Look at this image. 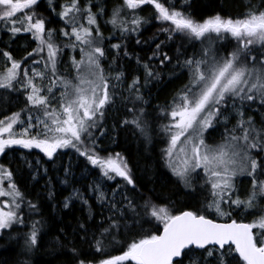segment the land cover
<instances>
[{
	"label": "snow or ice",
	"instance_id": "snow-or-ice-1",
	"mask_svg": "<svg viewBox=\"0 0 264 264\" xmlns=\"http://www.w3.org/2000/svg\"><path fill=\"white\" fill-rule=\"evenodd\" d=\"M48 2L51 6L52 0ZM39 3L40 0H0V21L11 25L9 31L13 35L22 30L30 32L37 41V47L21 60H15L8 51L2 52L6 62L4 71L0 72V89H14L20 84L27 92L26 102L31 108L27 124L19 132L14 130L17 124H24L19 112L0 119V154L19 146L39 149L52 160L57 150L73 148L99 168L106 179L120 177L124 181L112 190L111 199L99 192L97 199L109 215L101 220L98 235L86 222L79 223L83 233L80 239L87 248L73 246L69 249L73 264H264V209H260L259 215L250 211L259 207V201H264V179H260L264 177V0H260L259 5H247V11L240 17L217 13L202 22L177 10L172 0L167 3L122 0V4L113 9L109 22L117 27L119 21L121 34L137 32L148 23L137 13L143 11L144 6H152V19L165 25L159 31L167 34V40L179 37L189 42H209L198 54L185 56L182 62L176 57L173 74L178 77L179 73L186 72L188 83L161 109L169 121L162 126L167 136V147L162 150L166 166L189 190L188 194L196 192L197 188H206L210 194L194 210L175 213L167 206L152 203L151 199L137 203L133 194L139 189L128 160L121 153L101 156L98 151L99 137L107 134L103 126L105 109L115 103L116 90L124 78L123 72L114 75L106 72L102 64L106 58L105 38L97 17L103 13V8L93 12V7L97 6L91 0L84 4L81 0L62 4L57 15L65 27L60 29V34L68 40L60 45L54 39L55 29H46L45 18L35 11ZM125 9L133 12L130 28L119 20ZM81 20H86V24ZM18 24L22 27H17ZM228 37L236 41V47L220 56L212 42ZM136 43L141 41L138 39ZM163 44L165 41L156 44L149 61L158 59L161 66H166L172 57L161 51ZM65 47L79 49L80 59L71 58L75 72L71 78L60 74L57 67ZM111 47L117 50L113 57L115 62L120 58L121 44ZM45 51L46 55H41ZM123 55L129 54L124 51ZM34 56H41L43 70L22 67L30 57H33L32 65H39L41 60ZM140 63L137 58V64ZM143 68L144 83L135 76L126 89L133 103V108L128 109L133 113L132 119H124L120 125L134 126L150 141L145 110L142 106L137 108L136 102L147 103L140 89L154 80L159 81L161 74L150 63H144ZM45 76L48 77L46 84ZM55 88L60 89L58 97L53 91ZM33 110L36 115L31 114ZM232 120L235 123L229 127ZM216 124L224 126L221 143L209 145L205 133ZM116 127L113 126V131ZM32 129L39 130L32 133ZM240 176L251 178V189L245 199L240 198L235 185ZM12 177L13 173L0 165V197L11 198L10 205L5 202L7 211L0 208V233L23 223L19 213L24 198ZM4 180L8 181L7 189L3 187ZM94 190H99V185H95ZM71 199H65L64 208H69ZM83 203L88 202L83 200ZM28 207L38 210L30 201ZM239 209L255 218L251 222L233 219L232 213ZM92 218L90 209L88 219ZM152 220L162 225V229L154 226L153 231L144 230L143 225ZM39 223L34 222L25 237L27 253L37 247ZM137 226L139 231H135ZM133 232L130 241L121 240L125 233ZM109 249L119 254H112Z\"/></svg>",
	"mask_w": 264,
	"mask_h": 264
},
{
	"label": "trees",
	"instance_id": "trees-1",
	"mask_svg": "<svg viewBox=\"0 0 264 264\" xmlns=\"http://www.w3.org/2000/svg\"><path fill=\"white\" fill-rule=\"evenodd\" d=\"M67 2L69 0H52L50 6L48 0H40L38 7L35 9L38 15L45 18L46 29H55L54 39L60 45L66 43L68 38L60 34V29L65 25L57 13L61 11L60 6ZM87 2L88 0H81L82 4ZM172 2L182 5L177 6L178 4H176L177 10L185 12L198 22H202L217 13L224 17L237 18L247 11V5L260 4V0H190L186 2L187 4H184L183 0H172ZM91 3L97 6L93 7V12H98L100 8H103V13L98 15L97 22L105 38L103 46L106 50V58L102 61L105 71H111L113 75L116 72L124 73L123 83L116 90L115 103L105 109L104 128L107 129V134L106 138L104 136L99 137L97 141L98 151L101 156L110 153H121L128 160L139 189L137 193L133 194L137 203L142 204L144 200L151 199L152 203L167 206L174 213L179 210H194L203 204L207 195L203 190L188 194L189 190L178 182L177 177L166 166L162 152L165 143V133L162 131V126L167 124L168 120L164 118L161 109L170 104L177 91L188 83L186 72L179 73L178 77L173 74L176 57L179 56L182 62L185 56L190 57L194 52L198 54L208 44L205 41L201 43L199 40L189 42L179 37L170 41L167 40V34L159 31L165 25L152 19V13L154 12L152 6H144V10L137 13L147 19L148 23L143 24L137 32L121 34L120 29H118L119 21L117 27H114L109 21L113 9L118 8L122 4V0H91ZM52 8H55V11ZM130 12L131 15H129L128 21L124 11L121 12L119 18L129 28L132 27L131 20L133 18L132 10ZM4 23L6 25L7 22L0 21V51H8L14 59L21 60L27 53L32 52L35 47L34 43L29 38V33L22 30L13 35L9 31L11 25L8 24L6 27ZM16 26L22 27L19 24ZM4 30L7 32H3ZM5 33L8 35L6 44L2 41ZM138 39L141 41L140 44L136 43ZM161 41H165V44L161 46V51L172 57L171 63L166 64V66H161L158 59L149 61V57H152L153 52L156 50V44ZM22 42H25L24 50L19 47ZM113 44H121L120 58L115 62H113V57L117 55V50L111 47ZM212 45L218 53L222 50L227 55L235 49L236 41L228 37L227 39H221V41L215 40ZM124 51L128 52L127 57L123 55ZM34 58L40 60V56H34ZM137 58H139L140 64H137ZM32 59L33 57H30L22 67H27ZM60 60H63L62 54L59 56ZM63 63H58L60 74H62L60 69ZM144 63H150L153 69L161 74L159 81L154 80L147 87L140 89V94L147 103L136 102L137 108L142 106L145 110L148 134L151 137L150 141H147L134 126L120 125V122L124 119H132L133 113L129 112L128 109L133 108V103L129 99V93L126 89L135 76L140 77L141 84L144 83ZM109 65H111V68H109ZM176 71L179 72V69H176ZM15 87H18V84ZM13 96L16 97L14 105ZM23 97L21 93L15 92V88L9 91L0 89V117L23 109L22 104L26 105V100ZM258 119L259 117H257ZM114 125H117L115 131H113ZM222 126L223 124H216L214 128H210L208 134L206 133V141L211 144L218 142L220 138L217 139V129ZM221 131L224 132V128ZM11 152L8 150L3 155L2 160L6 162L4 164L7 170L13 173L12 180H14L23 195L24 199L19 213L23 223L16 224L11 228L14 234L4 232L0 236V264H4V262L6 264H24L25 261L28 264H73L74 258L69 249L73 246L87 248V245L83 244L80 239L83 233L79 230V223L86 222L92 231H95L98 235L100 222L109 213L106 207L92 199H90L89 207L93 218L90 220L88 219L89 213L77 202H73L69 208L63 209L60 199L68 191L70 184H78L81 189L86 191V185L84 184L86 179L83 182L81 179L75 180L71 177L67 186L60 187L56 178L63 174L64 168L68 165L67 163L72 164L73 171L77 173L82 171L84 167L87 168L88 172L94 171V169L90 168L86 159L82 156L77 159L78 161H73L75 149L66 148V150L59 151L52 160H43L46 176L37 177L34 180L30 171L26 169V165L16 156L11 157ZM29 155L31 154L26 152L25 156ZM5 158L9 159L6 160ZM68 158L71 159L68 160ZM74 163L76 165L73 168ZM46 177L48 180H45ZM260 179H264V177H260ZM236 180H240V183L236 184L238 185L237 190L247 197L251 189V178L241 177ZM107 184L110 187L114 185L116 187L117 184H124V181L122 178H115ZM49 193L52 194L51 197ZM116 199L119 200L121 197L118 195ZM29 201L36 204L38 210H31L28 207ZM260 209H264V201H259V207L250 211H255L259 215ZM102 211L103 215H101ZM232 218L242 222H251L255 217L249 215L247 211L239 209L232 213ZM217 219L219 220V218ZM36 221H40L37 225L39 229L38 244L31 253H27L25 252V237L31 232L32 225ZM154 226L162 228V225H159L155 220L145 223L143 228L146 231H153ZM135 231H139V226ZM132 235H134V232L125 233L121 240L127 239L130 241ZM89 236L91 237V233H89ZM109 251L112 254H119L118 251L112 249H109Z\"/></svg>",
	"mask_w": 264,
	"mask_h": 264
},
{
	"label": "rangeland",
	"instance_id": "rangeland-1",
	"mask_svg": "<svg viewBox=\"0 0 264 264\" xmlns=\"http://www.w3.org/2000/svg\"><path fill=\"white\" fill-rule=\"evenodd\" d=\"M183 1L185 2L184 4H187L186 2H188L190 0H183ZM163 2H166L167 3V0H163ZM174 4L175 5L178 4L177 6L180 5L179 3H174ZM180 6H182V5H180ZM124 12H125V16H127V21H128L129 20L128 18H129V15H131V12H130V10H127V9H125ZM111 18H112V16H111ZM80 22L86 24V20H83V21L81 20ZM4 25H5V23H4ZM6 25L8 26V23H6ZM118 29H120V28H118ZM3 32H7V31L4 30ZM27 33H29L28 34L29 35V38L34 43V46H35L34 48H36L37 47V41H35L33 39V36H32V34L30 32H27ZM7 39H8V35L5 33L3 35V37H2V41H3L4 44H6ZM205 42H207V44H209L208 41H205ZM24 43L25 42H22L21 45L19 46L20 48H22V50H24V48H25ZM212 43L214 44V41ZM206 47H207V45H206ZM257 47H259V45H257ZM2 52L3 51H0V72H3L4 71V69H5V62H6V58H4L2 56ZM61 54L63 56V60H60L59 62L60 63L64 62V63L61 65L60 71H62V75L71 78L72 76L75 75L74 70L71 68V58L72 57H75L77 60L80 59L79 49L77 48L76 50H73L71 48L65 47V48H63V51L60 53V55ZM225 54H224V52L222 50L219 51V55L220 56H225ZM41 55H46V51H45V53H42ZM40 60H41V56H40ZM7 66L8 67L11 66L10 65V62L7 63ZM27 67H29V68H31V67H37L38 70H43V61L39 65H32L31 62H30V63H28ZM57 67H58V65H57ZM58 70H59V68H58ZM106 72H108V71H106ZM47 82H48V77L45 76L44 83L46 84ZM9 90L10 89H7V91H9ZM53 91L55 92L56 96L58 97L59 96V93H60V89L59 88H55V89H53ZM15 92L16 93L17 92L21 93V95L24 96L23 98L26 100L27 92H25V90L20 86V84H18V87H15ZM14 100H16V97L13 96V99H12L13 105H14ZM25 104H26L25 106L22 104L23 109L18 110L19 113H20V118L24 122V124H17L15 126L14 130L17 131V132H19L21 130V128L24 125L27 124L28 115H29V109L31 108V106L29 104H27L26 101H25ZM57 107H58V105H57ZM18 111H13V112L5 115V116L0 117V119H4L6 116H11L13 113H16ZM31 114L32 115H36L37 113L35 112V110H33ZM234 122H235V120L234 121H231V123L228 126L231 127L232 124H234ZM104 125H105V120H103V126ZM223 128H224V126H222V127H220V128L217 129V139L220 138V140L218 142H214V143L211 144L208 141H206V143H208L209 145H216V144L221 143V133H223L221 130H223ZM38 130L39 129H32L31 131H32V133H35ZM208 131L206 132L207 134H208ZM206 133H205V138H206ZM96 134L99 135V132L97 131ZM104 138H106V135L104 136ZM164 140H165V143H164L163 149H165L167 147V136H166V134H165V139ZM8 150H10V152L12 151L10 153V156L11 157L16 156V158L20 159V161L23 164L26 165V169H28L30 171L31 176H32V178L34 180H36L37 177H44V176H46V174H45L46 168H45V165H44L43 160L48 159V158L42 152H40L39 149H31V150H28V149H23V148H21L19 146H13V148L6 149L5 150V153ZM61 150L63 151V150H66V149H59V150H57V154ZM13 152H14V154H13ZM26 152H28L29 154H31V155H29L30 157L29 156H25ZM4 154H0V165H3L4 163H6V162H4L2 160L3 159L2 157H3ZM79 157H81L79 155V153L75 152V157L73 158V161H78L77 159ZM5 159L7 160L9 158H5ZM70 159L71 158H68V160H70ZM25 160H27V162H28L27 164L25 163ZM87 163L89 164V166H90L91 169H94V171L88 172L87 171V168L84 167V168H82V171H80L79 173H77V172H74L73 171L72 164L67 163L68 165L64 168L63 174H61L59 177L56 178V179H58V185L60 187L67 186L68 183H69V178H71V177H72V179L74 178L75 180L81 179L83 182H84V179H86V181L84 182V184L86 185V191L83 190V189H81V186L78 185V184H75V185H71L70 184V187H69L68 191L60 199V204H61V206H62L63 209H66V208L63 207V205H64V202H65V199L68 198V197H72V199L70 201V205L73 202H77L88 213L90 211L89 210L90 209V207H89L90 199L94 200L98 204H101L100 201L97 199L100 191H102V192L105 193L107 199H110L111 198V193H112V190L115 188V185L113 187H110L107 184V182H111L112 180H108L105 177H103V175H102V173H101V171H100L99 168L92 166L88 161H87ZM29 165H31V166H29ZM75 165H76V163L73 164V168L75 167ZM3 166L7 169V167L5 166V164ZM73 176H75V177H73ZM241 177H247V176H240V177H237L236 179L241 178ZM116 178H120V177H116ZM248 178H250V177H248ZM45 180H48V178L46 177ZM240 180L239 181L235 180V185L238 184V183H240ZM13 182H14V180H13ZM201 183H203V181H201ZM95 185H99V190H94V186ZM237 186L238 185H236V187ZM3 187L5 189H7V187H8V181L7 180H4ZM200 190H203L206 193L207 196H210V194H209V192L207 191L206 188L205 189L197 188V191H200ZM76 193H78V196L75 195ZM238 194H239V196H240L241 199H245L246 198L239 191H238ZM83 200H87L88 203L87 204H84L83 203ZM10 201H11V198L10 197H0V208H4V210L7 211L8 208L5 207V202H9V205H10ZM224 207L227 208V205H225ZM4 232L5 233L14 234V232L11 231V229L5 230ZM4 232L0 233V236L3 235Z\"/></svg>",
	"mask_w": 264,
	"mask_h": 264
}]
</instances>
